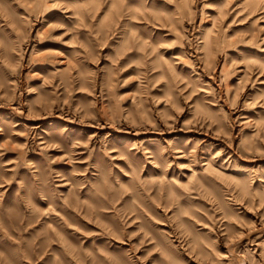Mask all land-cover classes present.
Listing matches in <instances>:
<instances>
[{"label":"rangeland","instance_id":"374dc122","mask_svg":"<svg viewBox=\"0 0 264 264\" xmlns=\"http://www.w3.org/2000/svg\"><path fill=\"white\" fill-rule=\"evenodd\" d=\"M0 264H264V0H0Z\"/></svg>","mask_w":264,"mask_h":264}]
</instances>
